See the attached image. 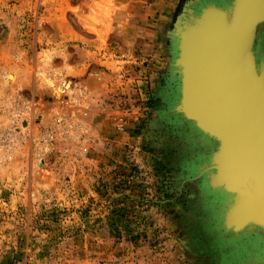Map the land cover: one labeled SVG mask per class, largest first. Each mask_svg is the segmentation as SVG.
<instances>
[{"label": "rangeland", "instance_id": "374dc122", "mask_svg": "<svg viewBox=\"0 0 264 264\" xmlns=\"http://www.w3.org/2000/svg\"><path fill=\"white\" fill-rule=\"evenodd\" d=\"M232 2L182 0L153 49L129 0H0V264H133L108 256L122 250L264 264V231L247 230L237 254L205 227L218 222L205 191L218 142L175 109L179 31ZM253 53L264 61V23ZM139 60H158L148 87L131 79Z\"/></svg>", "mask_w": 264, "mask_h": 264}, {"label": "water", "instance_id": "95a60500", "mask_svg": "<svg viewBox=\"0 0 264 264\" xmlns=\"http://www.w3.org/2000/svg\"><path fill=\"white\" fill-rule=\"evenodd\" d=\"M237 1L238 0H233L228 9H222L221 7L210 4L205 6L202 8L201 13L197 16L194 23L185 26L179 31L177 64L179 65L181 73L180 97L182 99L187 72L190 71L191 67L196 66L197 60H201L202 58V55L199 56L198 54L199 50L196 48V45L193 44L191 40L189 42L188 37L192 39L194 33L211 28V26L208 25L211 13L218 12L223 15L225 14L224 16L235 14ZM262 23H264V0H243L239 7L236 25L232 32L228 34L227 42L231 49H227V55L230 56V59L227 60V65L224 69L214 74L207 68L203 76L201 75L202 73H200L202 79H204L202 81L206 82L203 83L204 85L202 88L200 85V89H198L197 92L201 94L202 90L204 91L205 89L204 86H207L210 92L208 94L212 97V100L207 103V100L205 101L204 99L208 98L207 96L201 98V100L198 98L200 95L196 93V106H203L201 107L202 113L198 112L199 117L195 116L199 118H197V127L203 130V133L206 135L214 137L218 145H220L211 157V165L209 168L218 172L220 168H225L229 173L239 174V172H242V174L248 177L247 182H249V185H253L248 194L252 196L254 193H257L254 203H258L257 205L259 206L257 216L251 218V220L256 219L260 222L262 221L261 223L263 224L264 61L258 65L253 53L258 26ZM241 30H247L246 32H248V41L244 50H242L243 57H247L248 60H236L233 58L234 47L232 43L238 38V34L242 32ZM186 41L189 43H186ZM204 52L205 54L207 53L206 51ZM192 60L194 61L192 62ZM246 61L248 62L247 68L244 66L247 65ZM220 75L221 78L218 79ZM199 80L200 77H198V81ZM210 82L211 85L209 84ZM220 89L221 91H225V93L227 90V93L219 95ZM225 95L226 97L224 98ZM209 106L215 107L216 114H214V111H212L214 115L211 113ZM206 107L208 108L206 109ZM220 110L227 114V137L223 136V132L222 134L220 133L221 128L216 124L221 118ZM193 114L187 111L185 116L189 118L190 115L192 116ZM224 137L227 138V140H225ZM224 146L227 148V168L226 165H224L226 163L219 160L222 155L221 149ZM219 178L222 179L221 177Z\"/></svg>", "mask_w": 264, "mask_h": 264}, {"label": "bare ground", "instance_id": "6f19581e", "mask_svg": "<svg viewBox=\"0 0 264 264\" xmlns=\"http://www.w3.org/2000/svg\"><path fill=\"white\" fill-rule=\"evenodd\" d=\"M242 2H243V0L237 1L236 13L232 14L230 16H224L225 14L223 15V14L218 13V12L211 13L209 16V22H208V25H210L211 28L208 30L205 29V30H201L197 33H194L192 36V39L188 37L189 42L191 40L193 42V44L196 45V48L199 50L198 54H199V56L202 55V58H201V60L196 61V66L191 67V68L189 67L190 71L188 69L189 72H187V79H185V84H184L183 99L181 97H179V101H178V104L176 105L175 109L179 112L177 114H181L183 116L185 114H187V111H190L192 114L194 113L192 116L190 115L189 118H187V117L186 118L189 120V123H191V125L193 127L197 128L199 130V132L202 134H203V130H201L200 128L197 127V122H198L197 118L199 117L198 112L202 113L201 107L203 105L196 106L195 94L198 93L197 91H198V89H200V85L202 88L204 85L203 83L206 82V81H202V80H204V79H202V76H203V73L205 72L206 68L210 72H212V74H214L217 71L224 69L225 66L227 65V60L230 59V56L227 55V49L228 50L231 49L229 43L227 42L228 34H230V32H232L234 26L236 25L239 7H240ZM225 3H227V2H225ZM207 5H209V4H207ZM210 5L221 7L222 9H227L226 7L216 5V3L210 4ZM234 15H235V18H234ZM241 31L242 32L238 34V38L236 40H234V42L232 43L233 47H234L233 58L236 60H248L247 57L244 58L243 54H242V50H244V48L247 44V41H248V38H247L248 32H246L247 30L246 31L241 30ZM189 42L186 41V43H189ZM204 51H206L207 53L205 54ZM193 61L194 60H192V62ZM244 66L247 68L248 62H247V65H244ZM200 73H202L201 74L202 76L200 75ZM191 77H192V80H191ZM198 77H200L199 81H198ZM220 78H221V75L219 76L218 79H220ZM208 82H209V80H208ZM209 84L211 85V82ZM204 87H205L204 91L202 90L201 94L198 93L200 95L198 98L201 99V98H204L206 96L208 98H211V99L204 98L205 101L207 100V103H208V101L212 100V97H210L208 94V93H210L208 87L207 86H204ZM226 93H227V90H226ZM226 93L223 90L221 91V89L219 90V95L226 94ZM225 97H226V95L224 96V98ZM200 104H201V101H200ZM171 106H173V105H171ZM207 108L208 107H206V109ZM214 108L215 107H213V106H209V109H210L212 114H213L212 111H214V114H216V111ZM219 112L221 113V118H220V120H218L216 122V124H218L219 127L221 128L220 133L222 134V132H223L224 133L223 136L227 137V116H226L227 114L221 110ZM195 115L198 117H196ZM225 137H224V139L227 140V138H225ZM207 138L215 139L211 135H207ZM217 146H220V145H217ZM226 150H227V148L225 146L221 149L222 153L221 152H219V153H221L222 155L219 158V160H221L222 162H225L226 164H224V165H226V168H227ZM205 170L207 172L206 171H204V172H206V175L208 177L205 179V191H206V193H208L209 196H211V197L213 196V198H216L220 201L219 202L218 200L214 199L215 204L212 203L213 204L212 208L214 209V212L212 210H210V212H209L210 213L209 216L214 217V220L216 219V220H218V222L215 221L216 223L214 224L213 220H212L211 221L212 223L210 224L212 226L210 227V225H207L205 227L209 230H210V228L211 229L214 228L213 230H217V232L219 231V233H221V231H223V232L225 231L222 236H227L230 234L232 236L231 242H233L232 244L234 245V248H235L234 250L236 251L237 254L238 253L240 254V252L242 251V249L240 248L241 247L240 242L242 240L241 237H243L245 235L244 231L246 229H248L251 226L252 227L258 226L262 229V231H264V223L262 224L261 223L262 221L260 222L256 219L251 220V218L256 217L258 214V212H257L259 209V206L257 205L258 203H254L255 202L254 199H256L255 197H256L257 193H254L252 196H250L248 194L251 191L253 185H249V182H247L248 177H246L244 174H242V172H239V174H232V173H229L227 170H225V168H220V170L218 172V171H215L213 169L211 170L209 167L206 168ZM219 177H221L222 179H220ZM226 182H227V184H226ZM203 190H204V188H203ZM209 202H212V198L209 199ZM217 202L223 204V206H221ZM207 208H209V207L207 206ZM211 212H213V213L211 214ZM249 220H251V221H249ZM210 231H212V230H210ZM220 237H221V234H220ZM224 238H226V237H224ZM222 241H223V239H222ZM224 241H226V240H224ZM193 243L197 244L196 242H193ZM220 244H222V243L219 241L218 245L221 246ZM226 244H227V242H226ZM232 244H231V246H232ZM224 250H223V252H224ZM227 250H228V248H227ZM221 251H222V249H221ZM226 254H227V252H226ZM225 262L227 263V260Z\"/></svg>", "mask_w": 264, "mask_h": 264}, {"label": "crops", "instance_id": "0c3cea01", "mask_svg": "<svg viewBox=\"0 0 264 264\" xmlns=\"http://www.w3.org/2000/svg\"><path fill=\"white\" fill-rule=\"evenodd\" d=\"M181 1L182 0H129L130 10L132 12L131 16L132 17L134 16V19L136 16L140 17L138 19H140L143 25L146 27L143 30V33H145L146 35L144 36V39H143L144 40L143 45H147V47L150 46L153 49L159 46L157 43V39H156L157 38L156 36L158 33L157 28H155L156 21L159 20L160 22L165 17H168V14L176 15L177 9L179 7L181 8L180 6ZM171 11L172 12L174 11V13H172ZM174 47H176V45ZM98 61L99 60H82L85 66H88L89 64H92L93 62L97 63ZM134 61L137 62L138 60H134ZM157 61L158 60H139L138 66L141 67V70L139 71L140 73L138 72L139 74L138 73L131 74V79L133 81H135V79H139L137 81L139 85L148 87L149 83L150 82L152 83L153 75L155 74L157 76V73H156L157 71L156 62ZM142 73H145V76H143ZM256 229L260 230L261 228L258 226H253V227L251 226L248 229H246L244 232L246 233L247 230H256ZM106 242H110V241L106 240ZM114 254L116 256H114ZM108 256L117 258L116 261H120L121 259L119 260V257L120 258L123 257L125 259L128 258V262L132 261L133 264H148L146 262L147 258L144 257V255H142L139 251L129 252V251L122 250L121 255H118L114 251H112L111 254Z\"/></svg>", "mask_w": 264, "mask_h": 264}, {"label": "trees", "instance_id": "16d2710c", "mask_svg": "<svg viewBox=\"0 0 264 264\" xmlns=\"http://www.w3.org/2000/svg\"><path fill=\"white\" fill-rule=\"evenodd\" d=\"M179 10H177V12H178Z\"/></svg>", "mask_w": 264, "mask_h": 264}]
</instances>
